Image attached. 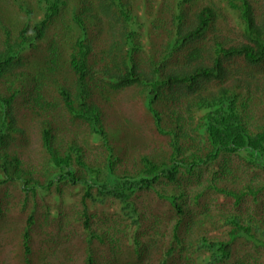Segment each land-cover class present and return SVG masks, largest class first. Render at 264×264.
<instances>
[{
  "label": "trees",
  "instance_id": "1",
  "mask_svg": "<svg viewBox=\"0 0 264 264\" xmlns=\"http://www.w3.org/2000/svg\"><path fill=\"white\" fill-rule=\"evenodd\" d=\"M177 260L264 264V0H0V264Z\"/></svg>",
  "mask_w": 264,
  "mask_h": 264
},
{
  "label": "rangeland",
  "instance_id": "2",
  "mask_svg": "<svg viewBox=\"0 0 264 264\" xmlns=\"http://www.w3.org/2000/svg\"><path fill=\"white\" fill-rule=\"evenodd\" d=\"M40 144H41V142H40V140H39V137H38V135L35 133L34 135H33V138H32V141H31V143H30V149H31V152H30V157L32 158V159H34L36 162H38L39 160H38V158H37V156H38V151H39V148H40ZM38 160V161H37ZM17 218H16V215L14 214L12 217H11V220H13V221H15ZM78 240H76V241H74V243H76ZM173 264H181V261H175ZM204 264V263H203ZM223 264H225V263H223Z\"/></svg>",
  "mask_w": 264,
  "mask_h": 264
}]
</instances>
